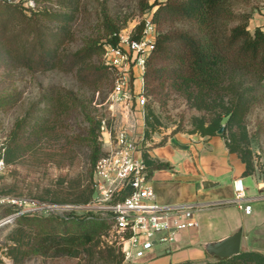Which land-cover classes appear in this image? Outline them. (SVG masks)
Here are the masks:
<instances>
[{
  "label": "trees",
  "instance_id": "16d2710c",
  "mask_svg": "<svg viewBox=\"0 0 264 264\" xmlns=\"http://www.w3.org/2000/svg\"><path fill=\"white\" fill-rule=\"evenodd\" d=\"M235 1L156 0L151 6H144L149 9L157 6L153 22L160 30L164 24L173 25L170 30L158 32L145 59L144 95L155 97L158 91H163V103L170 92L181 96L200 115L192 116L190 129L178 127L171 135L186 132L203 137L221 136L229 152L237 154L244 163L243 174L249 176L256 173L257 167L246 119L255 107L264 106V28L251 31L248 28L251 14L236 12ZM79 3V0L57 1L59 9L67 10L64 12L0 0V57L15 69L71 74L79 88L92 95L90 98L70 88L50 86L14 123L6 140L8 166L61 167L66 163H60V150L69 145L68 154L74 152V147L87 149L89 181L68 186L61 182L60 190L43 188L32 196L39 203L83 206L93 196L92 177L101 154L98 136L102 123L91 115L90 104L96 92L113 82L110 67L95 59L105 52L106 46L120 48V26L111 23L104 10L103 37L88 38L81 47L70 50L74 39L70 22ZM144 26V22L138 25L131 39L140 40ZM145 110L147 141L156 132L159 118L148 100ZM80 115L88 120L89 126L80 133H68L70 121ZM222 127L224 130L219 133ZM63 139L65 144L60 146ZM165 141L166 137L157 145ZM143 159L150 174L170 167L151 159L147 148ZM0 193L20 195L5 187ZM13 222L16 226L2 248V254L13 264H25L32 257L72 258L77 260L75 264L124 263L121 247L110 238V223L94 213L39 217L29 212L16 216ZM0 264H4L1 257ZM205 264H264V253L242 250L233 257Z\"/></svg>",
  "mask_w": 264,
  "mask_h": 264
},
{
  "label": "rangeland",
  "instance_id": "374dc122",
  "mask_svg": "<svg viewBox=\"0 0 264 264\" xmlns=\"http://www.w3.org/2000/svg\"><path fill=\"white\" fill-rule=\"evenodd\" d=\"M13 3L22 2L23 7H33L34 9L60 10L57 1L59 0H11ZM61 1V0H60ZM156 0H79V7L70 22L71 29L74 33L73 42L69 45L70 50L74 51L81 47L84 42L91 37H103L105 26L103 23V11L105 10L110 16L111 23L120 26V39L122 37H132L135 29L144 20L146 13L152 12V16L157 6L149 9L144 6H151ZM165 1V0H159ZM236 12H249L251 19L249 29L253 31L256 27L264 28V0H249L244 4L241 0L233 3ZM28 12V11H27ZM173 25L164 24L160 28L156 25L157 33L167 31ZM104 39H101L103 42ZM98 63L109 66L112 71L113 82L104 86L94 95V100L90 104L91 115L96 120L101 121V128L98 141L101 145V154L106 149L105 141L109 138L108 133L114 136L120 129L125 130L129 136L138 144H141V150L145 148L144 130L145 126V105L148 100L151 102L154 112L159 118V124L156 125V134H171L176 128L182 127L185 130L191 128V118L194 115H200L194 109H190L186 101L176 93L169 94L165 103L162 99L165 92L158 91L155 97L144 95V78L145 69L134 65L129 68L128 84L129 92L132 93L130 100L117 102L113 97V89L117 79V69L113 66L115 57L111 47L106 46L105 52L95 59ZM133 73H137L138 81L134 84ZM131 77V78H130ZM50 86H62L92 97L86 89L79 88L75 77L71 74H63L57 71L50 72H29L25 69H15L7 61L0 57V136L9 138L10 132L17 119L23 117L26 111L34 104L40 96ZM135 91V93H134ZM141 98L145 103L140 102ZM142 120L144 121L143 132L140 128ZM247 125L252 135L251 148L253 150L256 173L253 174L259 181L260 188L264 187V106L255 107L247 116ZM89 126L88 120L83 115L72 119L68 126V133H80L84 128ZM139 128V130H138ZM65 144L64 139L60 146ZM68 147L60 150V163H66L64 166L49 164L47 169L35 168L34 166L22 164L11 165L7 168L2 178H0V189L12 188L17 194L16 197H22L32 201V196L41 193L43 188H58L60 183L64 186L77 185L78 183L89 181L86 179L87 166V149L74 147V152L68 154ZM66 154V156H65ZM68 154V155H67ZM15 194V193H13ZM15 196V195H14ZM43 208L35 210L39 217H48L51 215H70L89 213L85 210L73 209L66 205L43 203ZM27 209L38 207L33 204H25ZM12 213V210L2 211L1 217L6 218ZM34 213V212H31ZM3 220V219H2ZM15 223L11 222L0 227V257L4 264H13L12 261L2 254V248L7 242L8 234L15 228ZM114 240V239H113ZM216 260L212 258L210 261ZM76 259L72 258H43L32 257L25 264H75ZM208 262V261H207ZM205 262V263H207ZM192 263V264H205Z\"/></svg>",
  "mask_w": 264,
  "mask_h": 264
},
{
  "label": "built area",
  "instance_id": "2783aa9c",
  "mask_svg": "<svg viewBox=\"0 0 264 264\" xmlns=\"http://www.w3.org/2000/svg\"><path fill=\"white\" fill-rule=\"evenodd\" d=\"M12 2L11 0H7ZM144 32L140 40L129 36L120 39V48H111L117 69L113 97L117 102L130 100L129 68L144 69L145 59L154 47L157 36L152 12L146 13ZM133 69V71H134ZM134 74V73H133ZM132 74V75H133ZM131 78V77H130ZM140 102L145 103L141 98ZM105 141L106 149L98 159L92 177L93 196L87 205L67 207L85 210L110 223V238L117 241L124 254L123 264H136L156 243H168L178 231L195 228V207H165L156 198L152 177L142 155V148L125 130H120ZM6 139L0 136V175L9 167L5 160ZM238 207L249 214L252 211L243 178L234 183ZM37 205L27 209L25 204ZM43 203L0 193V222L14 215L42 209ZM12 210L6 218L2 211ZM111 243V241H110Z\"/></svg>",
  "mask_w": 264,
  "mask_h": 264
},
{
  "label": "crops",
  "instance_id": "0c3cea01",
  "mask_svg": "<svg viewBox=\"0 0 264 264\" xmlns=\"http://www.w3.org/2000/svg\"><path fill=\"white\" fill-rule=\"evenodd\" d=\"M133 77L136 84L137 73ZM140 128L143 132V120ZM164 137L165 143L157 145ZM143 146L151 159L170 166L151 173L157 201L165 207H195L198 226L178 231L168 243H156L144 257L135 260L136 264L205 263L212 258L201 244L236 231L242 233L241 251L264 253V187L260 188L254 175L243 174L244 163L237 154L229 152L224 138L186 132L162 133L144 140ZM240 177L252 205L249 214L234 201V183Z\"/></svg>",
  "mask_w": 264,
  "mask_h": 264
},
{
  "label": "water",
  "instance_id": "95a60500",
  "mask_svg": "<svg viewBox=\"0 0 264 264\" xmlns=\"http://www.w3.org/2000/svg\"><path fill=\"white\" fill-rule=\"evenodd\" d=\"M224 130L222 127L219 131L221 133ZM204 188H207L206 183L202 184ZM17 215L6 218L0 222V227L14 221ZM241 231H236L226 237L215 241H207L201 244L202 249L211 257L215 259L230 258L238 255L241 252Z\"/></svg>",
  "mask_w": 264,
  "mask_h": 264
}]
</instances>
